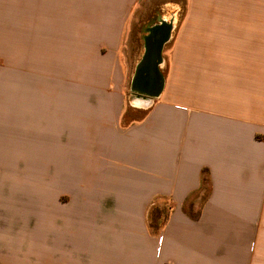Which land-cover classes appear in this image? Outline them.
I'll return each mask as SVG.
<instances>
[{
    "label": "crops",
    "instance_id": "obj_1",
    "mask_svg": "<svg viewBox=\"0 0 264 264\" xmlns=\"http://www.w3.org/2000/svg\"><path fill=\"white\" fill-rule=\"evenodd\" d=\"M138 1L0 0V264H264V0L170 3L154 96Z\"/></svg>",
    "mask_w": 264,
    "mask_h": 264
},
{
    "label": "rangeland",
    "instance_id": "obj_2",
    "mask_svg": "<svg viewBox=\"0 0 264 264\" xmlns=\"http://www.w3.org/2000/svg\"><path fill=\"white\" fill-rule=\"evenodd\" d=\"M186 2L187 0H139L130 22L129 32L126 35V40L124 42V54L126 58L134 55L133 51H136L134 49L140 42V37L142 36L146 25H148L151 21L159 19L160 16L165 17V8L170 3L177 4L180 7L177 18L181 19L185 12ZM7 139L8 141L11 140L10 138ZM5 156L7 161H15L18 160V157H22L24 160L30 158L31 155H20L8 152Z\"/></svg>",
    "mask_w": 264,
    "mask_h": 264
},
{
    "label": "water",
    "instance_id": "obj_3",
    "mask_svg": "<svg viewBox=\"0 0 264 264\" xmlns=\"http://www.w3.org/2000/svg\"><path fill=\"white\" fill-rule=\"evenodd\" d=\"M158 30L159 35H151L146 40L147 51L144 57L141 60L139 71L142 77V80L147 81L149 84L147 89L144 88H135L136 91L141 93L154 96L158 93L160 86V75L156 71V64L160 60V51L162 44L166 41L169 33V26H161Z\"/></svg>",
    "mask_w": 264,
    "mask_h": 264
},
{
    "label": "flooded vegetation",
    "instance_id": "obj_4",
    "mask_svg": "<svg viewBox=\"0 0 264 264\" xmlns=\"http://www.w3.org/2000/svg\"><path fill=\"white\" fill-rule=\"evenodd\" d=\"M162 24L160 23V25L158 24H153V25H147V27H145L148 30V35L146 36V40L148 37H150L151 35H159L158 30L161 27ZM150 83H148L145 80H142L140 71H139V67L136 68L135 74H134V78H133V86L135 88H144L147 89Z\"/></svg>",
    "mask_w": 264,
    "mask_h": 264
},
{
    "label": "trees",
    "instance_id": "obj_5",
    "mask_svg": "<svg viewBox=\"0 0 264 264\" xmlns=\"http://www.w3.org/2000/svg\"><path fill=\"white\" fill-rule=\"evenodd\" d=\"M162 218V214L160 213L157 207L150 209L149 211V222L151 227H157L158 223Z\"/></svg>",
    "mask_w": 264,
    "mask_h": 264
}]
</instances>
